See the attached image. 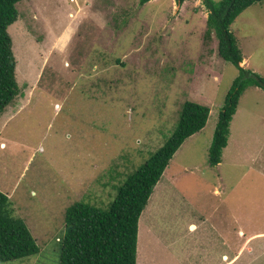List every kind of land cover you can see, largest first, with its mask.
<instances>
[{
	"label": "rangeland",
	"instance_id": "374dc122",
	"mask_svg": "<svg viewBox=\"0 0 264 264\" xmlns=\"http://www.w3.org/2000/svg\"><path fill=\"white\" fill-rule=\"evenodd\" d=\"M17 8L9 33L22 92L0 116V191L48 257L0 264H59L68 208L107 206L168 141L187 101L210 107L207 124L157 183L139 222L137 264H264V88L245 89L212 166L219 113L240 71L219 55L216 35L206 37L204 0H21ZM230 30L249 57L244 67L264 78V1ZM106 58L121 61L111 74L92 67Z\"/></svg>",
	"mask_w": 264,
	"mask_h": 264
},
{
	"label": "trees",
	"instance_id": "16d2710c",
	"mask_svg": "<svg viewBox=\"0 0 264 264\" xmlns=\"http://www.w3.org/2000/svg\"><path fill=\"white\" fill-rule=\"evenodd\" d=\"M20 1L0 0V116L22 92L17 80L13 40L9 33V27L19 19L17 3ZM148 1L141 0V3ZM185 1L177 0L179 4ZM263 1L204 0L210 12L206 37L216 35L219 55L234 63L240 71L219 113L209 147V162L212 166L222 162L223 150L230 137L231 122L245 89L249 86L264 88V78L242 65V50L230 30V26L245 9ZM96 53L93 59H96ZM120 63L119 58H106L102 64L92 63V67L97 66L100 72L103 70L111 74L109 68ZM121 65L125 66L124 63ZM210 110L207 105L187 101L183 105L177 128L168 141L118 185L116 195L107 206L79 201L68 208L63 236L57 238L59 264H137L140 218L171 159L186 139L205 128ZM40 252L44 259L48 257L39 247L26 221L15 215L10 197L0 191V263L36 256ZM33 259L36 258H30L32 262Z\"/></svg>",
	"mask_w": 264,
	"mask_h": 264
},
{
	"label": "crops",
	"instance_id": "0c3cea01",
	"mask_svg": "<svg viewBox=\"0 0 264 264\" xmlns=\"http://www.w3.org/2000/svg\"><path fill=\"white\" fill-rule=\"evenodd\" d=\"M244 63H246V64H248V65H251V63H250V60H249V57L247 58V57H245L244 56V60H243V62H242V64H244ZM249 67H251V66H249ZM254 71V70H253ZM236 115V114H235ZM235 115H234V117H235ZM234 117H233V119H234ZM233 121V120H232ZM190 138V137H189ZM218 192V191H217ZM191 226H196V224L195 223H190V225H189V227H190V230H193V229H191ZM195 229V228H194ZM189 230V231H190ZM257 235L255 234L254 235V237H256ZM254 237H251V238H254ZM223 256V258L224 257H226L227 255L226 254H223L222 255Z\"/></svg>",
	"mask_w": 264,
	"mask_h": 264
},
{
	"label": "clouds",
	"instance_id": "9594fccd",
	"mask_svg": "<svg viewBox=\"0 0 264 264\" xmlns=\"http://www.w3.org/2000/svg\"><path fill=\"white\" fill-rule=\"evenodd\" d=\"M74 1V0H73ZM239 44V43H238ZM247 57V56H246ZM248 58V57H247ZM244 60V59H243ZM243 66H245L244 64H243ZM246 68H248V67H246ZM250 69V68H249Z\"/></svg>",
	"mask_w": 264,
	"mask_h": 264
},
{
	"label": "bare ground",
	"instance_id": "6f19581e",
	"mask_svg": "<svg viewBox=\"0 0 264 264\" xmlns=\"http://www.w3.org/2000/svg\"><path fill=\"white\" fill-rule=\"evenodd\" d=\"M242 233V232H241ZM142 239V238H141Z\"/></svg>",
	"mask_w": 264,
	"mask_h": 264
}]
</instances>
